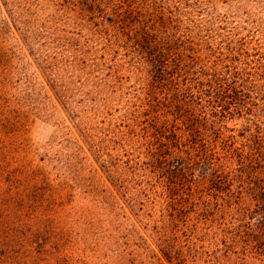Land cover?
Wrapping results in <instances>:
<instances>
[{
  "label": "trees",
  "instance_id": "1",
  "mask_svg": "<svg viewBox=\"0 0 264 264\" xmlns=\"http://www.w3.org/2000/svg\"><path fill=\"white\" fill-rule=\"evenodd\" d=\"M193 1L0 0V19L51 85L68 74L66 114L137 221L199 264H264V55Z\"/></svg>",
  "mask_w": 264,
  "mask_h": 264
},
{
  "label": "rangeland",
  "instance_id": "2",
  "mask_svg": "<svg viewBox=\"0 0 264 264\" xmlns=\"http://www.w3.org/2000/svg\"><path fill=\"white\" fill-rule=\"evenodd\" d=\"M201 4L241 25L247 52L264 55V0ZM70 80L51 85L0 19V264H199L196 245L171 227L158 234L150 216L137 221L108 180L63 107Z\"/></svg>",
  "mask_w": 264,
  "mask_h": 264
}]
</instances>
